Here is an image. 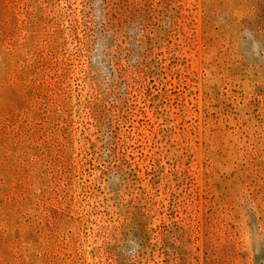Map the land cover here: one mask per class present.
Returning <instances> with one entry per match:
<instances>
[{
	"label": "rangeland",
	"instance_id": "obj_1",
	"mask_svg": "<svg viewBox=\"0 0 264 264\" xmlns=\"http://www.w3.org/2000/svg\"><path fill=\"white\" fill-rule=\"evenodd\" d=\"M0 264H264V0H0Z\"/></svg>",
	"mask_w": 264,
	"mask_h": 264
}]
</instances>
